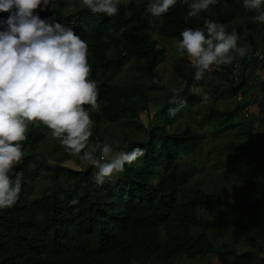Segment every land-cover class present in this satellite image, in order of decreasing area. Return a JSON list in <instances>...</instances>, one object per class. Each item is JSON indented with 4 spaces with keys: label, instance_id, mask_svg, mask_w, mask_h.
Listing matches in <instances>:
<instances>
[{
    "label": "trees",
    "instance_id": "16d2710c",
    "mask_svg": "<svg viewBox=\"0 0 264 264\" xmlns=\"http://www.w3.org/2000/svg\"><path fill=\"white\" fill-rule=\"evenodd\" d=\"M53 2L55 9L37 11L42 19L54 18L72 27L87 42L90 79L115 75L123 61L132 58L134 68L151 80L125 88H100L99 109L84 106L96 128L103 120L115 123L124 118L125 125L134 122V134H143L132 140V131H124L130 142L125 151L139 147L144 155L99 185L94 181V167L73 168L61 159L53 163L37 159V145L50 129L40 122L30 124L22 150L32 152L12 172L13 178L22 173L20 198L14 206L0 210V264H172L175 257L194 259L214 254L233 264L236 258L255 256L248 250L239 252L234 246L251 231L264 232V172L259 179H254L256 173L250 169L238 176L239 180H248L249 190L248 196L235 199L226 198L216 185L198 179L200 168L195 154L202 151L206 135L189 124L179 131H171L167 125L177 123L185 112L192 114L204 97L195 89V69L186 58L174 66L177 92L159 84L157 67L164 62L166 53L150 34L152 23L147 8L152 0H120L119 12L112 17L92 13L82 0ZM241 8L250 13L247 40L256 49L254 34L257 28L264 31V23L254 22L257 13L246 9L243 0H217L197 17H187V6L177 0L162 16L158 33L179 40L184 29L202 28L204 20L211 19L223 24L229 33L234 30L242 36L244 27L234 26ZM8 16L0 12V19ZM262 39L264 42V35ZM122 52L125 54L120 56ZM247 57L242 59V65L247 63ZM233 78V68L226 65L205 73L199 83L214 96V102L196 123L207 124L212 139L221 141L222 134L230 136L204 154L206 159L210 153L217 155L216 167L225 166V149H232L234 152L227 157L234 153L233 160L237 161L246 155L257 157L264 146V109L256 114L250 112L258 98L242 97L232 110L215 104L228 97L226 85L232 96L246 83L245 79ZM150 90L165 93L151 97ZM259 95L263 100L260 106H264V81ZM152 103L161 121L144 126L142 113ZM241 110L247 112L245 124L233 120ZM241 136L245 143H239ZM64 156L71 157L69 151ZM185 157L188 159L184 161ZM41 176L46 179L43 191L33 196ZM219 233L230 237V243ZM249 239L253 246H259L255 236Z\"/></svg>",
    "mask_w": 264,
    "mask_h": 264
},
{
    "label": "clouds",
    "instance_id": "9594fccd",
    "mask_svg": "<svg viewBox=\"0 0 264 264\" xmlns=\"http://www.w3.org/2000/svg\"><path fill=\"white\" fill-rule=\"evenodd\" d=\"M82 3L94 14L112 17L119 12L120 0H82ZM176 3L177 0H152L147 11L161 17ZM181 3L188 8L187 17H197L217 0H181ZM243 4L257 13L254 22L264 23V0H243ZM55 7L53 0H0V12L9 13L7 19H0V210L14 206L20 198L22 173L13 178L12 172L24 158L22 142L28 138L30 124L43 123L69 154L78 156L81 165L97 169L94 181L99 185L144 155L139 147L117 150L119 141L89 142L93 122L84 106L98 107L99 89L97 82L90 79L88 44L72 27L54 18L42 19L37 11ZM161 24L162 20L158 32ZM243 27L244 33L238 36L234 30L226 31L223 24L205 19L202 28H186L180 33L176 47L186 53L195 69L194 80L200 81L205 73L226 65L233 68V79H245L247 69L242 73V62L236 60L248 53L247 45H238L239 38L248 35L246 25ZM256 31L260 33L261 28ZM253 49L254 59L264 63V50ZM130 60L133 59L124 60L115 75H107L117 77Z\"/></svg>",
    "mask_w": 264,
    "mask_h": 264
},
{
    "label": "rangeland",
    "instance_id": "374dc122",
    "mask_svg": "<svg viewBox=\"0 0 264 264\" xmlns=\"http://www.w3.org/2000/svg\"><path fill=\"white\" fill-rule=\"evenodd\" d=\"M72 10H75V8L72 7ZM148 12V11H147ZM148 14L151 17V23L152 28L150 30V34H153V36L157 39L159 42V45L163 47L165 53H166V59L163 63H161L157 68L160 72V85H165L169 87L171 90L175 89L177 92V78L176 73L174 70V66L176 63L180 61L179 55L182 53L178 50L176 47V41L177 39L174 38H168L163 37L158 33L157 27L160 21L162 20L161 17H154L151 15V13L148 12ZM243 14V16H242ZM247 20H250V13L245 12L243 8L238 12L236 21L234 22V26L238 25H246ZM238 24V25H237ZM156 27V28H155ZM256 30H259L258 28ZM264 31L261 30L260 33H255V41L258 45V48L256 49H262L264 50V42L262 39ZM245 34L243 37H240L238 40V45H247L248 47V53L247 55L249 57L246 58L247 63L245 65H242L241 71L242 73L245 70V84L242 85L238 91V93L231 95V88L229 86L226 87V93L228 95L227 98L224 100H217L215 104L218 106V108H221L223 110H232L237 105V102L240 100V98L244 97H253L254 99L258 98V103L254 104L250 110L251 113L259 112L263 110V106H260L262 103V98L260 97L261 93V86L264 81V63L258 62L254 59L253 53L254 49L251 45V43L247 40ZM246 55V56H247ZM182 58H187L186 53H183L181 55ZM189 60V59H188ZM237 61H242V58L238 57L236 58ZM190 63V61H189ZM209 73V72H208ZM205 77V76H204ZM203 77V78H204ZM210 79V78H208ZM98 89L100 88L106 89L111 87L113 84H119L123 86H131L138 83H149L151 80L148 77L143 76L140 72L137 71V69L134 68L133 60H130L127 62L123 68V70L120 72V74L117 77H111L109 75L101 76L99 80L96 81ZM179 83L182 84V81L179 80ZM200 81H196L194 83L196 91H199L203 95L204 101L197 106L193 108L195 110L192 114H188L185 112L184 116H182L177 123L168 124L167 127L172 131H179L186 127L187 124L191 125V127L196 131L203 133L206 135V137H203L202 139V151L197 152L195 154V160L197 162L198 167L200 168V174L198 176L199 180H207V185H216L223 195L226 198L235 199L238 198H244V196H248V180H239L238 176H243L247 172L254 171L256 176L254 179H259L261 177V172H264V146L259 151V155L255 157L254 155H246L241 157V159H238L237 161L233 160L234 153L231 155L232 157H227L228 153L230 151L234 152L232 149H225L226 154L225 158L222 160L225 161L223 167H216L214 166L215 159L217 158V155L214 153H210V155L205 157V153H208V151L213 147V145L221 144V141H228L230 139V136H226L222 134L221 141L219 139H212L209 133V127L207 124H197L196 122L200 119H202L205 115V111H207V107L209 104H212L214 102V96L209 95L206 91L201 88L199 85ZM151 97L153 96H160L161 94H164V91L160 90H150L149 91ZM261 98V99H260ZM216 99V98H215ZM218 99V98H217ZM212 101V102H211ZM98 107L93 109L91 106L90 108L92 110L99 109L100 105H102L101 101H97ZM156 108L154 104L152 103L149 110L147 112L142 113V123L144 126H147V124H157L160 122V118L158 116H155ZM246 111L241 110L240 113L236 116L235 119L237 121H242L244 124L247 122L246 117ZM252 114V115H253ZM251 115V116H252ZM140 119V118H138ZM124 118L120 119L119 122H110L103 120L100 127L96 128L92 124V137H90V143H94L95 141L99 140L101 143L108 142L112 143L113 141H119V147L117 150L124 151L126 147L129 146V137L126 141V135L124 131L130 132L132 131V135L130 138L137 139L141 138V135L143 134V131H140L141 134L136 135V125L133 123L125 125L123 123ZM259 122V121H256ZM212 129H214V126H211ZM254 135L257 136L256 131L254 132ZM99 137L98 139L96 137ZM103 136V137H101ZM57 138H54L51 134V130L45 135V137L38 143L36 148V154L35 156L37 159L41 161H49L51 163L57 162L61 159L62 163L64 165L73 167V168H85V166L81 165L79 162V158L75 154H70L71 157H65L64 152L68 151L64 146L61 144H58ZM245 137L241 136L239 138V143L242 141L244 142ZM263 143H264V136L262 137ZM261 141V140H258ZM32 150H27L24 152V157L31 153ZM202 152V153H201ZM201 153V154H199ZM98 155V153H97ZM188 157L184 158V161L187 160ZM202 160V164L200 161ZM21 164V162H20ZM19 165V164H18ZM16 165L15 167H17ZM236 166V167H235ZM14 167V168H15ZM235 167V168H231ZM250 169V170H249ZM97 169L94 168V175ZM46 182V179L41 176L36 183V189L33 193V196H38L42 193L44 184ZM205 186V184H204ZM212 190H210L211 192ZM264 210V208H263ZM225 234H228L227 231H223ZM213 235H216V232H211ZM230 235V233L228 234ZM221 238H225L226 243H230V237L223 235L222 233H219L218 235ZM255 236L259 242V246H253L252 242L250 241L249 237ZM239 239V238H238ZM262 245V247H261ZM234 248L237 249V251L242 252L245 250L251 251L255 256H249L247 258H236L234 259L233 264H264V232H260L259 230H254L249 232L245 237H242L238 240V244L234 246ZM227 260H222L218 255H209L207 257H197L194 259H189L187 257H175L172 261V264H225ZM138 262V261H136ZM232 264L231 261H228ZM165 264V263H162ZM227 264V263H226Z\"/></svg>",
    "mask_w": 264,
    "mask_h": 264
}]
</instances>
